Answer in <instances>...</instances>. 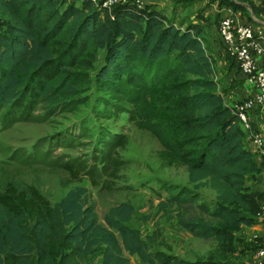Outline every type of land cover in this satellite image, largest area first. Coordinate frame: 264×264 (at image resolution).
Listing matches in <instances>:
<instances>
[{"label": "trees", "instance_id": "16d2710c", "mask_svg": "<svg viewBox=\"0 0 264 264\" xmlns=\"http://www.w3.org/2000/svg\"><path fill=\"white\" fill-rule=\"evenodd\" d=\"M248 4L264 17V0ZM229 5L241 7L236 0ZM97 48L104 49L94 73L108 94L104 115L121 107L118 99L125 100L131 105L129 119L161 144L163 160L184 165L193 186L215 191L212 219L184 216L195 198L187 188L167 187V200L179 208L182 228L232 249L234 233L254 222L264 198L246 183L258 164L244 145L237 115L217 90L213 57L202 36L190 25L166 19L154 2L107 8L93 0H0V124L42 121L49 113L74 109L89 79L82 68L91 65ZM44 100V112L34 113ZM50 143H36L16 157L62 167L75 180L84 175L92 185L112 189L111 178L124 163L116 150L124 143L122 135L103 137L91 159L53 153L52 147L72 143L70 135ZM132 212L130 202L118 201L108 207L102 224L84 186L69 188L52 203L36 186L9 180L0 188V264H83L97 245L102 246L99 264H131L124 250L145 264H223L150 249L126 223Z\"/></svg>", "mask_w": 264, "mask_h": 264}, {"label": "rangeland", "instance_id": "374dc122", "mask_svg": "<svg viewBox=\"0 0 264 264\" xmlns=\"http://www.w3.org/2000/svg\"><path fill=\"white\" fill-rule=\"evenodd\" d=\"M241 4L242 16L262 18L253 13L248 1L236 0ZM163 10L166 19L174 20L182 26H192L206 44L201 20L217 23L218 12L211 8L221 4L229 5L230 0H154ZM235 2V1H234ZM103 48H97L91 58L90 66L82 69L88 72V81L83 84L79 95L83 101L72 110H57L49 113L42 121L19 120L8 127L0 124V188L9 180L19 185L36 186L52 203L59 200L65 192L75 186H84L88 201L97 212L98 221L104 223V213L108 207L121 200L133 205L128 224L135 227L146 240L150 249L171 252L187 259L211 258L223 264H241V258H248L255 248L249 245V231L243 226L234 233L235 246L229 249L218 246L216 239L195 235L182 228L178 220L179 208L168 203L167 187L178 190L189 189L195 198L187 203L184 216L212 219L209 210L214 206L215 191L206 186H193L188 181L184 165H169L160 156L162 149L157 138L148 130L137 127L129 119L131 105L123 99L117 102L121 107L110 115L103 113L104 98L108 94L101 90L94 80V73L103 59ZM46 100L37 104L34 113L42 114L47 107ZM120 134L124 143L117 147V154L124 163L116 177L111 178L112 189L92 185L82 175L80 180L71 178L69 172L43 161L25 163L16 155L32 149L33 145L49 140L51 147L60 135L72 136L70 145L54 146L53 153L65 157L80 156L91 159L103 137ZM255 242V241H254ZM254 244V243H253ZM102 246L92 248L83 264H99ZM131 264H144L137 255H129Z\"/></svg>", "mask_w": 264, "mask_h": 264}, {"label": "built area", "instance_id": "2783aa9c", "mask_svg": "<svg viewBox=\"0 0 264 264\" xmlns=\"http://www.w3.org/2000/svg\"><path fill=\"white\" fill-rule=\"evenodd\" d=\"M98 6L111 8L117 3L131 2L142 7L154 0H93ZM217 30L224 52L235 61L244 78L251 84L250 94L235 97L228 105L237 115L241 128L245 132L249 145L255 147L264 156V133L252 128L249 114L257 107H264V63L258 62V56L264 53L262 37L264 30L250 19L239 20L234 11L221 13L217 21ZM254 222L259 227L255 234V248L252 251L251 264H264V198L258 200L254 213Z\"/></svg>", "mask_w": 264, "mask_h": 264}, {"label": "crops", "instance_id": "0c3cea01", "mask_svg": "<svg viewBox=\"0 0 264 264\" xmlns=\"http://www.w3.org/2000/svg\"><path fill=\"white\" fill-rule=\"evenodd\" d=\"M157 8H159V6H157ZM211 10H214V12H218V17L221 13H224L227 11H234L235 15L237 16L239 20H247V17L242 16L239 9H234L230 5L221 4L218 7L214 5L211 8ZM258 16L263 17L261 15H258ZM251 18L259 22V23H256L258 28H262L264 30V20L262 18H255L252 15H251ZM201 23L203 25L202 26L203 28L201 29V35L205 36L207 50L211 53L213 57V68H214L215 78L218 81L217 90L221 92L224 101L226 103H230L231 100L235 97H240V96H245V95L250 94L252 91L251 84L244 78V75L239 70L235 61L231 59L224 52V49L220 42L218 30H217V23H207L206 24L204 20H201ZM262 43L264 46V35L262 37ZM257 60L260 63H264V53L261 56H258ZM249 119H250L253 129L260 130L261 132L264 133V107H257L253 109L249 114ZM244 145L251 152H253L254 159L256 160L258 164L257 171H255L253 174L247 175L246 183L248 184L250 190H253L256 192H264V156L260 155V153L257 151L255 147L249 145V141H248L246 134L244 135ZM128 220L126 221L127 224H128ZM102 224H105V223H102ZM243 226L247 227V231H249V235L247 237L249 239L248 240L249 245L251 244L255 245L254 237H255V234L259 232L258 225L255 224V222H253L251 224H243L241 227ZM234 246H235V242H234ZM124 252H126L127 254L131 256L135 255V254L132 255L128 253L126 250H124ZM167 253H171V252L167 251ZM171 254H174V253H171ZM251 256H252V249H251V254L249 255L248 258H241V259H244L242 260L241 264H251ZM100 260H101V253L99 256V263H100Z\"/></svg>", "mask_w": 264, "mask_h": 264}]
</instances>
